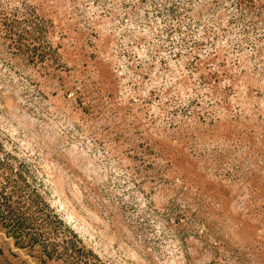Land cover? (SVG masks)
Wrapping results in <instances>:
<instances>
[{
    "label": "rangeland",
    "instance_id": "obj_1",
    "mask_svg": "<svg viewBox=\"0 0 264 264\" xmlns=\"http://www.w3.org/2000/svg\"><path fill=\"white\" fill-rule=\"evenodd\" d=\"M0 264H264V0H0Z\"/></svg>",
    "mask_w": 264,
    "mask_h": 264
}]
</instances>
